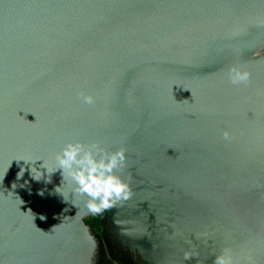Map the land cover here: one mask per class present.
Returning <instances> with one entry per match:
<instances>
[{
	"label": "water",
	"instance_id": "water-1",
	"mask_svg": "<svg viewBox=\"0 0 264 264\" xmlns=\"http://www.w3.org/2000/svg\"><path fill=\"white\" fill-rule=\"evenodd\" d=\"M77 140L125 151L105 224L136 261L264 264V0H0V264H94L40 167Z\"/></svg>",
	"mask_w": 264,
	"mask_h": 264
},
{
	"label": "clouds",
	"instance_id": "clouds-1",
	"mask_svg": "<svg viewBox=\"0 0 264 264\" xmlns=\"http://www.w3.org/2000/svg\"><path fill=\"white\" fill-rule=\"evenodd\" d=\"M227 77L232 85L239 86L249 82L251 73L242 66H232L228 69ZM80 99L84 104L95 103V98L92 95L82 94ZM223 138L230 141V133L225 131ZM125 160L124 149L109 152L98 142L85 144L77 140L67 142L56 153L54 170L49 171L43 160L40 167L45 169L49 175L57 170L61 171L62 182L55 191L62 195L64 201H67V198L62 189L66 182H70L67 196H86L88 199L85 206L88 211L99 214L112 207L117 200L127 199L130 195L128 184L117 175L118 169L124 165ZM33 170L39 173L40 179L42 173L32 167L31 174ZM23 172L22 168L18 173V178L23 175ZM32 177L39 180L33 175ZM40 194L43 195L42 192ZM215 264H234L230 250H223L216 257Z\"/></svg>",
	"mask_w": 264,
	"mask_h": 264
},
{
	"label": "trees",
	"instance_id": "trees-1",
	"mask_svg": "<svg viewBox=\"0 0 264 264\" xmlns=\"http://www.w3.org/2000/svg\"><path fill=\"white\" fill-rule=\"evenodd\" d=\"M106 209L85 219L97 242L94 264H141L127 251L118 248L108 234L105 224Z\"/></svg>",
	"mask_w": 264,
	"mask_h": 264
}]
</instances>
